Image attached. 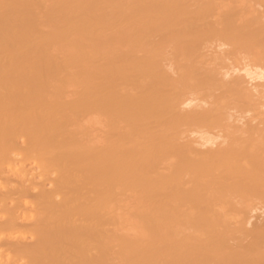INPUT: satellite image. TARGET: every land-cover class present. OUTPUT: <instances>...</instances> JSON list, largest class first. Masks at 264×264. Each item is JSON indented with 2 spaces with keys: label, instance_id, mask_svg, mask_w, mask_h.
<instances>
[{
  "label": "bare ground",
  "instance_id": "obj_1",
  "mask_svg": "<svg viewBox=\"0 0 264 264\" xmlns=\"http://www.w3.org/2000/svg\"><path fill=\"white\" fill-rule=\"evenodd\" d=\"M0 264H264V0H0Z\"/></svg>",
  "mask_w": 264,
  "mask_h": 264
}]
</instances>
